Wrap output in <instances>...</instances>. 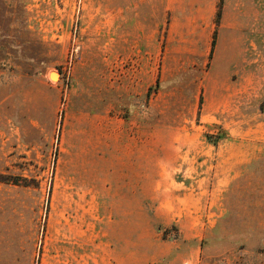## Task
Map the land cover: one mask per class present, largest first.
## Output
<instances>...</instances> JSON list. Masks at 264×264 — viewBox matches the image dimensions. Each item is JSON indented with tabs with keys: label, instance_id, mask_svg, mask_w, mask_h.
<instances>
[{
	"label": "rangeland",
	"instance_id": "rangeland-1",
	"mask_svg": "<svg viewBox=\"0 0 264 264\" xmlns=\"http://www.w3.org/2000/svg\"><path fill=\"white\" fill-rule=\"evenodd\" d=\"M0 264H264V0H0Z\"/></svg>",
	"mask_w": 264,
	"mask_h": 264
},
{
	"label": "crops",
	"instance_id": "crops-1",
	"mask_svg": "<svg viewBox=\"0 0 264 264\" xmlns=\"http://www.w3.org/2000/svg\"><path fill=\"white\" fill-rule=\"evenodd\" d=\"M124 137H129V136L128 135H122L121 140H120L121 144L119 146H117L116 148H119V147L125 148L127 152L130 151V148H131L130 152L133 154L134 144H127V143L124 144V140L126 139ZM127 148H129V150ZM133 163H134V161H132V160L131 161L124 160L122 157H120L118 162H116V164H115V168H116V170L118 169L120 176L125 177L126 175H128L130 173V170L134 168L132 166ZM132 183H133V181L129 182V184L127 183L124 185H129V190L131 191L130 194L134 195V183L133 184ZM133 199H134V197H133Z\"/></svg>",
	"mask_w": 264,
	"mask_h": 264
},
{
	"label": "trees",
	"instance_id": "trees-1",
	"mask_svg": "<svg viewBox=\"0 0 264 264\" xmlns=\"http://www.w3.org/2000/svg\"><path fill=\"white\" fill-rule=\"evenodd\" d=\"M214 136H215V139H216V138H220L222 135L219 133V134H216V135H214ZM212 141L215 142L214 139H213Z\"/></svg>",
	"mask_w": 264,
	"mask_h": 264
}]
</instances>
